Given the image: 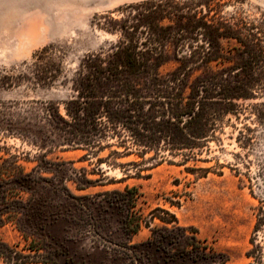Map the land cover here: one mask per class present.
I'll return each instance as SVG.
<instances>
[{
  "label": "rangeland",
  "instance_id": "1",
  "mask_svg": "<svg viewBox=\"0 0 264 264\" xmlns=\"http://www.w3.org/2000/svg\"><path fill=\"white\" fill-rule=\"evenodd\" d=\"M145 1L160 0H0V264H137L128 247L146 242L150 232L142 227L130 234L131 225L156 207L174 213L180 226L194 227L197 233L188 235L223 254L224 264L252 262L244 253L251 247L254 208L264 199V98L239 101L241 110L225 120L220 142H210L200 155L207 162L197 165L211 167L204 177L149 160L152 152L142 159L135 149L115 160L122 166L98 165L94 157L81 158L85 151L71 142L65 114L75 95L71 79L84 56L109 51L119 38L98 24L144 19L138 14L147 7L138 5ZM172 1L165 9L184 19L251 21L264 13V0ZM170 19L161 24L177 29L178 18ZM177 32L173 42L157 47L167 55L161 74L177 65L176 54L199 50L204 40L199 28ZM49 45L56 47L50 57H34ZM220 45L233 61L236 42L221 39ZM59 60L55 81L34 79L37 65ZM125 187L137 190L133 207L128 195L117 193ZM263 238L261 231V264Z\"/></svg>",
  "mask_w": 264,
  "mask_h": 264
},
{
  "label": "trees",
  "instance_id": "2",
  "mask_svg": "<svg viewBox=\"0 0 264 264\" xmlns=\"http://www.w3.org/2000/svg\"><path fill=\"white\" fill-rule=\"evenodd\" d=\"M173 2L145 1L138 5L147 7L146 14H138V18L144 19H104L98 24L100 29L117 32L119 38L109 51L84 56L71 79L75 95L65 104L71 142L85 151L81 157L84 160L94 157L98 165L122 166L115 160L131 155L135 149L142 159L152 152L149 160L166 161L182 166L186 173L204 177L211 167L197 165L207 162L200 155L210 142H220L218 135L225 120L236 117L241 110L239 101L264 98V13L260 19L251 21L195 19V16L184 19L185 15L178 10L174 12L179 14L165 9H172ZM138 6L129 8L136 10ZM171 16L178 18L177 29L161 24L171 20ZM141 24L147 30L143 39L139 35L143 34ZM195 28L201 30L204 39L197 47L199 50L176 54L177 65L161 74L159 67L167 61V55L157 47L177 39L176 34H180L177 31L190 32ZM221 39L236 42L233 61L222 50ZM55 48L45 46L34 57H50ZM224 62L229 65H222ZM219 64L228 67L227 75L222 74L224 67L212 68ZM60 73L61 60L46 61L37 65L34 79L52 83ZM112 147L116 149L109 150L105 157L98 156ZM134 176L141 177L139 172ZM117 193L128 195L126 204L134 206L136 188L125 187ZM169 203L177 205L178 201ZM254 218L248 240L251 247L244 253L252 262L246 264L262 262V248L256 242L258 233L264 231V199L258 200ZM155 220L160 225L151 226ZM142 227L150 232L148 240L128 247L137 264L226 262L223 254L188 235L197 233L196 229L180 226L175 214L168 210L156 207L146 217L139 215L130 234H136ZM155 255L159 259L152 260Z\"/></svg>",
  "mask_w": 264,
  "mask_h": 264
}]
</instances>
